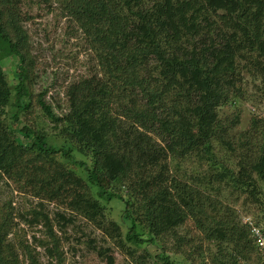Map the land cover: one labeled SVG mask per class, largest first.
Segmentation results:
<instances>
[{
    "label": "trees",
    "instance_id": "16d2710c",
    "mask_svg": "<svg viewBox=\"0 0 264 264\" xmlns=\"http://www.w3.org/2000/svg\"><path fill=\"white\" fill-rule=\"evenodd\" d=\"M41 2L88 61L53 106L33 2L0 0V190L28 194L0 197V264H115L118 247L124 264L259 263L242 218L264 225V116L241 128V104H264V0Z\"/></svg>",
    "mask_w": 264,
    "mask_h": 264
},
{
    "label": "rangeland",
    "instance_id": "374dc122",
    "mask_svg": "<svg viewBox=\"0 0 264 264\" xmlns=\"http://www.w3.org/2000/svg\"><path fill=\"white\" fill-rule=\"evenodd\" d=\"M31 1L33 2V4L29 9V16L32 17V19L30 23L26 24V26L30 30L31 34H33V52H39V54H41L42 56L40 60V66L37 70V73L40 75L41 79L38 80L39 83L36 87L37 90L41 91L46 88L49 90L47 99L49 100V97L53 96L52 98H50V100L52 101V105L54 106L58 101L60 103L64 102L63 91L66 83L69 82L74 75L84 72L87 66L88 56H86L82 49L76 45L78 43L73 40L74 38H71L69 33H66L68 31L67 20H65L64 18H60L57 15L58 13L56 12H48V9L41 2V0ZM2 64L3 67H5V70L8 71L9 78L13 80V83H15V75H10L13 68L11 65V61L9 59H5L2 61ZM241 107L243 108L241 128L245 127L249 114L253 111L260 114L261 116H264V104L261 103L259 106H256L252 96L249 97L247 102L245 101V103H242ZM64 108L66 109V105L64 106ZM55 110L56 109H54V111ZM58 113H60L59 110ZM45 129L46 131L51 132L50 127L46 126ZM56 158L65 166L67 165V163L64 161V159L66 158L59 156ZM75 159L87 162L89 161L81 159L78 156H75ZM68 166L70 167V165ZM186 169L189 174H193L195 171L198 172V167L195 163L190 162ZM10 185L12 186H10V189L12 191L15 187L14 183H10ZM21 193L28 195L25 191L23 192L21 188H15V190H13L11 193L10 190L8 191L6 188L5 190H0V197L3 198L7 196L8 198V196H12L14 201L16 202L15 197L20 196ZM122 210L123 205L119 201H111L106 205L105 221H107L108 223L115 222L118 224H123L121 220ZM244 218L246 217H243L242 220ZM78 225L82 227L93 228L92 225L87 224L84 221L80 222ZM20 227L23 228L24 231L28 230L26 226L20 225ZM122 229L125 234L127 231L126 228L123 226ZM38 231L39 230H37L36 232L39 234ZM68 231L70 235H72L74 232L70 230V228L68 229ZM30 232L31 231H27V240L29 243L31 242ZM37 233L36 235H38ZM98 233L99 231H96V234ZM8 238L11 239L12 235L9 234ZM69 246L76 248L79 253L85 250V246L79 242H76L73 237L70 240ZM147 248L154 255L159 254V246L157 243L149 245ZM125 251L126 250L124 247H118V250L115 254V264H124V259L126 258H124V256L126 255ZM67 257L69 260L71 259L70 255H68ZM19 259L21 260L20 264H27L23 263L22 256H19ZM40 260L42 264L46 263L45 258H41ZM85 263L105 264L104 262L94 260L91 255L85 259ZM64 264H69V261L66 260Z\"/></svg>",
    "mask_w": 264,
    "mask_h": 264
},
{
    "label": "built area",
    "instance_id": "2783aa9c",
    "mask_svg": "<svg viewBox=\"0 0 264 264\" xmlns=\"http://www.w3.org/2000/svg\"><path fill=\"white\" fill-rule=\"evenodd\" d=\"M243 223L248 226L250 235L259 251L260 262L255 264H264V225H257L251 218H244ZM242 264H249L243 262Z\"/></svg>",
    "mask_w": 264,
    "mask_h": 264
}]
</instances>
